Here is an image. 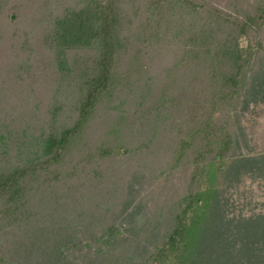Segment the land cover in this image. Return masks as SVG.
<instances>
[{
  "label": "trees",
  "instance_id": "obj_1",
  "mask_svg": "<svg viewBox=\"0 0 264 264\" xmlns=\"http://www.w3.org/2000/svg\"><path fill=\"white\" fill-rule=\"evenodd\" d=\"M28 1L0 0V264H39L42 254L49 264H215L205 245L220 219L218 170L237 142V108L255 91L256 76L264 91V0H236L232 9L210 0H71L55 6L43 0L34 8ZM169 43L173 59L156 71L150 52L160 56ZM44 55L67 85L65 91L57 88L40 115L27 108L31 94L35 105L40 101ZM74 63L80 68L75 72ZM13 95L21 104L9 105ZM102 101L118 125L133 106L130 118L145 124L151 140L167 126L174 144L166 152L183 182L162 211H142L133 222L113 213L110 198L120 196L115 188L107 189V197L94 195L80 204L87 211L81 215L84 233L93 241L83 244L71 233L79 230L71 209L84 196L70 153L92 140L88 130L96 118L100 123ZM10 110L18 115H8ZM28 110L34 114L29 118ZM110 145L101 142L99 157L118 156ZM92 158L82 154L83 160ZM56 166L62 170L50 171ZM89 166L99 185L98 164ZM72 179L77 183L69 186ZM61 182L70 189L62 204L64 195L50 190ZM50 191L56 194L52 201L45 197ZM39 199L63 211L65 223L71 219L52 237L26 230L36 215L31 203ZM242 224L253 235L240 233L244 246L236 254L226 236V264H264V217ZM128 227L141 232L124 253ZM11 236L18 238L5 244ZM79 246L86 248L82 261L67 252Z\"/></svg>",
  "mask_w": 264,
  "mask_h": 264
},
{
  "label": "rangeland",
  "instance_id": "obj_2",
  "mask_svg": "<svg viewBox=\"0 0 264 264\" xmlns=\"http://www.w3.org/2000/svg\"><path fill=\"white\" fill-rule=\"evenodd\" d=\"M20 1L25 2L27 0ZM41 1L43 0H29L28 7L34 8L38 2L41 3ZM58 1L61 3L62 1L68 2L71 0H48V3L50 2V4L52 3L55 6V4H58ZM210 1H219L221 2L220 5L224 8L232 9L236 0ZM30 16L29 13L25 16L29 22L31 19ZM23 22H20L19 24H23ZM240 44L243 47L246 46L247 40L242 38ZM171 45L172 43H169L162 48L161 53H166V56H164L165 58L161 53L160 56H157L159 53L156 52L155 54V51L150 52V55H156V61L154 62V69L156 71L161 67L166 68L170 65V61L173 59L172 54H170ZM47 56L44 55L40 64L43 66H39L38 68V70L42 71V74L38 77V79H41L37 89V94L40 96L37 98L40 99V103L38 102L37 105H35L37 102L36 96L31 94L27 108L32 110L36 107L34 112L40 115L44 106L51 101L50 97L54 94L57 88L61 91H65V86L67 85V81L60 80L59 74L50 68L51 65H49V58ZM74 64L75 72L78 70L79 66L77 63ZM260 80L261 79H258V76H256L255 81L251 83L255 85V91L254 89H250L251 94L244 95V104L237 108V112L240 116V124L237 127L238 130H236L237 142L230 148V156H227L224 160V170H222V173L218 170L217 174L216 185L220 190L218 201V207H220V219H218V224L216 223V228H213L212 233L209 236V241H206L211 245L210 248L208 243L205 245L206 256H214L215 264H226L227 235L235 245L234 253L236 254L240 251L241 247L244 246L243 240L238 238V236L241 237L240 233L243 232L245 235L244 237L247 235H251L252 237L253 235V233L247 230L242 224L243 220L264 217V91H261L262 88L259 84ZM249 88L251 87L249 86ZM9 103V105L13 106L18 105V103L21 104L14 95L10 97ZM106 104L108 103L102 101V104H100L101 107L98 106L97 108L99 109L100 117H102L100 123L97 122L98 119L96 118L94 122L90 124L91 128H89L88 131L89 135H93L92 140L90 142L88 140L86 143L87 145L85 146V143L83 142L78 143L75 149L70 153V155L73 156V163H71V165L73 166L75 162L78 165L77 171L79 175L74 179L77 180L79 178L80 180V195H76L84 196L83 201L75 205V208L71 209L75 222H77L75 226L80 230H78V235L75 231H73L74 233H71L78 243L81 241L83 244L89 242L92 243L93 241L92 237H89L84 233L86 227L85 222L81 219V215H83V213L87 214V211L80 208V204L90 202V198L94 197V195H98L99 197L97 198L101 199L100 196L102 194H105L106 197L109 196V193H107L109 187L110 189L115 188L121 197H118V201L114 200L112 197L110 198L114 201L113 204L115 205L114 210L112 209L113 213L117 212L122 215L127 222H129V220L133 222L135 216L142 213V211H162L165 208L166 201H168L174 190L176 191L177 187L183 182L181 179L182 173L179 172L177 168H173L169 152H166L169 146L174 144V138H171L172 136L169 135L172 133L167 131V126H165L162 136L160 135L161 137H158L157 135V133L160 132L159 129L152 141L149 139V133L146 131L145 124L138 122L136 119L133 120L130 118L133 117L131 115V109L133 106L130 107L128 112V115L130 116L128 120L122 123L120 122L118 125L115 122L110 121L109 110ZM2 105L6 106V104ZM31 110L26 111V115H34ZM19 111L22 112V115L20 114L19 116H23L24 111ZM64 113L65 115L67 114V112ZM7 114H13V116H16L18 115V112L15 110L8 112ZM29 115L28 118L30 117ZM59 118L65 119L64 114L59 115ZM31 119H33L32 116ZM182 136L183 135H181V137ZM101 142H104L106 145L111 144L110 146L114 145L113 151H119L117 153L118 156L115 159L113 157H105V159L104 157H99L97 149ZM119 148L123 149L118 150ZM85 152H88L89 154L93 153L94 156L97 157L96 160L93 158L91 159L93 162H91V160H83L82 154ZM95 161L97 162L95 163ZM93 164H95V166L98 164L99 166V172L101 173V176L98 179L101 182L99 185L93 183L95 176L90 175L91 172L89 171L90 168H88V166ZM52 170L58 172L59 170H62V168L56 166L55 168L50 169V171ZM41 174L42 176H45V174L47 175V173ZM71 182H74L75 184L77 183V181L72 179L69 186L70 184H74ZM49 186L51 187L52 184ZM57 189H59V191H57ZM50 190L52 193H60L58 195H64L62 201H60V203H63L65 195L70 189H67L61 182V187H51ZM51 191L47 192L48 194L45 195L46 199L49 201L53 200V197L51 196H56V194H52ZM114 192L116 191H112V193ZM41 197L43 198V196ZM39 200H33L31 203L36 215L33 217V222H30L32 220L29 221L30 225L28 224L26 230H29L28 233H31V230L35 229L38 230L37 232H41L42 235L48 233L50 234V237H52L56 227L67 225L71 219L68 217L65 223L63 216H61L63 211L56 212L53 208L44 206L43 201H45V199ZM112 210L110 211L111 213ZM58 213H60L59 216ZM25 225L26 224H24V226ZM23 232L24 231L20 232L18 236L21 237ZM140 232L141 230L134 231L130 227L124 231V246L122 252L125 253V249L131 248V243H133L132 240L135 239L136 236L135 234ZM17 238L18 237L14 236L6 237L3 239V242L5 244L13 243ZM260 243L263 244L264 241H261ZM67 252L73 259L82 261L83 258H80L79 256L85 255L86 248H81L79 246V248L72 249L71 251L69 248ZM38 254L40 255L42 252L39 250ZM262 255L264 256V253H262ZM45 257V255H41L40 259L43 260H41L39 264H49V261L44 259ZM115 257L117 256L115 255Z\"/></svg>",
  "mask_w": 264,
  "mask_h": 264
}]
</instances>
